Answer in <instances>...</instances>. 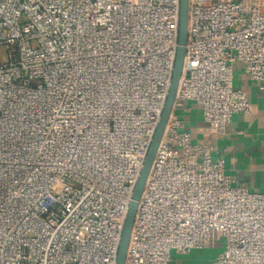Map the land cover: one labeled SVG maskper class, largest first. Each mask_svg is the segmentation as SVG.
I'll return each instance as SVG.
<instances>
[{"label": "built area", "instance_id": "obj_1", "mask_svg": "<svg viewBox=\"0 0 264 264\" xmlns=\"http://www.w3.org/2000/svg\"><path fill=\"white\" fill-rule=\"evenodd\" d=\"M179 0H0V264H115L171 82ZM264 89V0H189L174 108L138 202L124 264L224 248L264 264V191L225 174L176 113L213 138L249 112L235 65Z\"/></svg>", "mask_w": 264, "mask_h": 264}, {"label": "crops", "instance_id": "obj_2", "mask_svg": "<svg viewBox=\"0 0 264 264\" xmlns=\"http://www.w3.org/2000/svg\"><path fill=\"white\" fill-rule=\"evenodd\" d=\"M233 86L245 91L249 112L236 114L226 126L224 135L213 138L198 106L184 102L176 113L184 119L194 143L213 148L214 159H222L224 171L235 183L250 192L264 191V89L244 74L241 65L234 66ZM224 248V239L211 234L203 249L171 254L169 264H210Z\"/></svg>", "mask_w": 264, "mask_h": 264}, {"label": "water", "instance_id": "obj_3", "mask_svg": "<svg viewBox=\"0 0 264 264\" xmlns=\"http://www.w3.org/2000/svg\"><path fill=\"white\" fill-rule=\"evenodd\" d=\"M189 0H179V19H178V37L177 49L174 61V67L170 86L165 102L164 109L156 126L151 143L149 145L143 167L137 179L131 202L124 220L120 242L117 250L115 264H124L128 242L131 234L134 216L137 210L138 202L143 192L147 177L149 175L157 148L163 136V132L170 114L173 111L177 88L182 74V66L185 55V45L187 40V22H188Z\"/></svg>", "mask_w": 264, "mask_h": 264}, {"label": "rangeland", "instance_id": "obj_4", "mask_svg": "<svg viewBox=\"0 0 264 264\" xmlns=\"http://www.w3.org/2000/svg\"><path fill=\"white\" fill-rule=\"evenodd\" d=\"M2 54H3V51L0 49V56H2Z\"/></svg>", "mask_w": 264, "mask_h": 264}]
</instances>
